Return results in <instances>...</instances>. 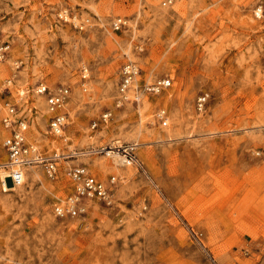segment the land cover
Masks as SVG:
<instances>
[{
	"label": "rangeland",
	"instance_id": "374dc122",
	"mask_svg": "<svg viewBox=\"0 0 264 264\" xmlns=\"http://www.w3.org/2000/svg\"><path fill=\"white\" fill-rule=\"evenodd\" d=\"M0 36L10 43L0 163L5 102L26 116L41 154L62 155L53 178L32 164L22 184L0 183V264H264V0H0ZM128 60L132 87L170 85L123 97ZM40 83L68 88L60 135L48 131ZM113 141L134 145L139 166L67 155ZM79 163L115 177L112 202L85 199L82 213L59 217L53 205L72 192L66 171Z\"/></svg>",
	"mask_w": 264,
	"mask_h": 264
},
{
	"label": "built area",
	"instance_id": "2783aa9c",
	"mask_svg": "<svg viewBox=\"0 0 264 264\" xmlns=\"http://www.w3.org/2000/svg\"><path fill=\"white\" fill-rule=\"evenodd\" d=\"M259 15V13H257ZM59 17L63 20L76 21V15L69 13L67 9H63L59 13ZM125 21L122 18H116L112 23L114 28H119ZM10 48V43L7 39L0 36V60H3ZM82 78L87 77V68L82 67ZM138 74V68L133 61H126L120 67V78L118 82V90L124 97L132 87L135 77ZM7 82H10L8 80ZM170 85V78L160 77L153 81L146 82L141 86L135 85L132 87L133 100L138 101L142 94L152 93L157 94L162 89ZM7 90L8 87L5 86ZM35 93L45 97V104L48 113V131L53 135H60L65 125V113L62 111L65 99L68 96V88L59 86L55 89H50L44 84H38L35 88ZM205 96L197 97L196 104L199 108L203 106ZM4 113L1 117V123L6 130V135L2 141L7 160L5 166V176L0 179V183L20 185L24 180V168L32 164H41L48 177L53 178L57 173V161L62 155L53 152L46 156L39 152L37 146L26 137L28 120L22 113L18 114L19 108L16 104L5 102ZM108 113L101 114V120L106 121ZM156 118L161 125H167L168 116L164 108H159L155 112ZM97 126L96 121H92L90 128L94 129ZM84 153L103 154L109 157H116L124 165L134 164L139 166L138 158L134 151V145L113 141L106 145L91 146L88 150L72 152L68 156H84ZM67 176L73 184L72 192L62 202H57L53 205V212L59 217L76 216L84 211L85 199H98L103 203H111L113 199V186L115 177L111 176L108 181L97 178L84 164L79 163L69 166L66 171Z\"/></svg>",
	"mask_w": 264,
	"mask_h": 264
},
{
	"label": "bare ground",
	"instance_id": "6f19581e",
	"mask_svg": "<svg viewBox=\"0 0 264 264\" xmlns=\"http://www.w3.org/2000/svg\"><path fill=\"white\" fill-rule=\"evenodd\" d=\"M56 140V139H55ZM53 143H54V140H53ZM52 143V144H53ZM85 152V151H84ZM117 161L118 162H120V160L119 159H117ZM4 163H6V161H3V162H1L0 163V168H2L3 166H5V164ZM5 173H6V171H4V169H2V171H1V175H0V179H2L4 176H5ZM25 176V175H24ZM5 186H7V188H9V186H18V185H12V184H4Z\"/></svg>",
	"mask_w": 264,
	"mask_h": 264
}]
</instances>
